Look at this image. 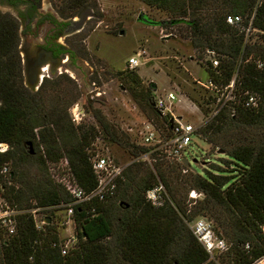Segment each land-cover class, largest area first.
Here are the masks:
<instances>
[{
	"label": "trees",
	"instance_id": "trees-1",
	"mask_svg": "<svg viewBox=\"0 0 264 264\" xmlns=\"http://www.w3.org/2000/svg\"><path fill=\"white\" fill-rule=\"evenodd\" d=\"M67 1L71 6L84 4V0ZM141 1L168 14L164 20L142 21L163 28L176 26L194 47H204L219 56L216 67L206 60L205 69L213 86L221 89L234 77V100H227L195 133L223 154L202 174L175 160L174 165H180L181 171H191L181 182L186 185L184 197L166 178L170 169L168 175L160 168L148 170L144 180L135 184L134 177L124 170L117 180L120 202L116 206L111 204L115 195L102 200L93 197L73 206L76 239L65 255L52 247L57 237L50 224L38 230L30 214H18L15 233L0 239L3 264H252L264 255V142L230 141L231 133L238 128H264V0L260 4L257 0ZM10 2L26 4L31 9L40 4V0ZM226 15L241 16V25L227 24ZM51 23L60 33L66 25L56 20ZM249 24L251 30H256V34L248 30L249 40L254 34L257 37L245 42ZM56 30L54 38L60 34ZM19 41L17 20L0 12V143L8 145L0 153V197L17 209H42L71 202L74 188L85 193L95 188L90 144L98 130L87 124L73 131L69 120L74 134L58 143L57 137L67 125L51 120L42 104V95L53 81L44 77L36 91L24 85ZM56 46L57 52L65 53L61 44ZM245 93L257 96L256 107L243 106ZM187 97L204 115L209 102L215 100L213 95ZM140 98L138 104L147 107L155 127L168 136L169 116L153 107L149 90ZM227 107H233L235 113L227 115ZM95 117L100 134L117 141L116 131L103 118ZM27 142L37 148L43 144L44 153H30ZM134 148L145 151L143 147ZM28 159L42 171L33 185L17 180V168ZM59 160L63 162L61 171L51 169L49 164ZM4 166L6 173L1 172ZM226 167L229 169L224 170ZM158 182L165 186L168 198L162 206L154 207L145 200V193ZM192 190L201 196L190 198ZM190 202L194 204L188 206ZM202 215L214 220L217 235L229 238L228 251L210 258L196 240L188 221Z\"/></svg>",
	"mask_w": 264,
	"mask_h": 264
},
{
	"label": "rangeland",
	"instance_id": "rangeland-1",
	"mask_svg": "<svg viewBox=\"0 0 264 264\" xmlns=\"http://www.w3.org/2000/svg\"><path fill=\"white\" fill-rule=\"evenodd\" d=\"M84 6L93 16L87 11L86 20L79 31L69 35L61 33L57 39L70 50L73 61L61 64L54 73L49 69L44 73V77L53 82L46 87L42 95L43 108L51 115V120H56L63 126L67 125L58 135V143L71 138L78 125L96 126L97 136L90 144L92 156L108 157L116 164L124 166L126 173L134 177L133 184L144 180L148 170L160 168L168 175L170 169L172 172L166 178L171 184L175 183L172 186L177 187L184 197L186 185L181 182L191 171L187 172L188 169L185 168L186 172L183 174L180 165H174L175 160L171 158L148 154L147 159H144L143 153L134 148L144 146L143 136L151 129V125L156 128L149 110L146 106L139 105L138 100L142 101L140 97L146 94L147 90L151 97L172 91L177 95V99L173 101V113L199 129L227 100H234V91L229 93L219 90L220 88L209 82L205 69L209 57L205 48L194 47L182 29L176 26L163 28L142 21V18L164 20L168 14L141 0H84L80 7L71 6V2L67 0H40L38 12L27 26L17 13L21 7L1 6L0 12L7 13L17 20L19 39L25 34L28 44L35 45L50 40L49 37L56 30L47 18L66 21L68 17H73L72 20H77L76 12ZM251 31L256 34V30ZM251 33L246 29L245 42L254 41L257 37L254 34L249 40ZM20 42L21 40L19 44ZM215 56L219 60V56ZM130 57L138 59L137 66L129 67ZM188 94L197 99L213 95L215 100L211 98L214 101L209 102L207 113L204 115L196 104L188 99ZM226 110L227 115L231 113L229 107ZM73 111L79 114L76 120L72 119ZM95 115L103 118L110 128L116 131L117 141H110L102 132L100 134ZM236 140L263 143L264 128H238L230 136V141ZM25 149H28L27 146ZM32 150L43 154L44 145L41 144L37 148L36 144H33ZM222 154L221 149L214 146L210 148L194 135L183 156L193 171L202 174L203 169H209L212 162L218 163V156ZM49 165L51 169L61 171L63 162L59 160ZM41 174L40 166L32 159L17 168V180L29 185L36 184ZM47 175L49 176L48 171ZM116 190L111 200L113 207L120 202V190L117 185ZM192 204L194 202L188 203V206ZM117 212L122 214L118 208ZM197 218H204L213 226L214 220L209 216H197L193 220ZM71 219L68 203L47 206L37 213L38 221L54 228L59 242H65L75 236V224ZM190 222L192 220L188 221ZM228 239L224 238L230 247ZM0 264H3L1 246Z\"/></svg>",
	"mask_w": 264,
	"mask_h": 264
},
{
	"label": "built area",
	"instance_id": "built-area-1",
	"mask_svg": "<svg viewBox=\"0 0 264 264\" xmlns=\"http://www.w3.org/2000/svg\"><path fill=\"white\" fill-rule=\"evenodd\" d=\"M261 2L262 0H257V4H260ZM225 22L231 26L239 27L242 23V19L239 15H226ZM250 28L251 26L249 24L247 31ZM206 53L208 54V61L211 63V66L216 67L218 65V59L216 58L215 53L211 50H207ZM66 59V57L63 58L62 62H65ZM128 65L131 68L137 66L138 59L130 57L128 59ZM233 84L234 77L227 86L219 90H225L231 93L234 87ZM245 94L246 97L244 99L243 106L251 108L256 107L258 103L257 96L252 93ZM175 99H177V95L172 91L167 92L164 95L151 97L153 107L162 115L169 116L170 133L168 136L163 135L159 130L151 125V129L146 131L143 136V148L145 151L143 152L142 157H144V159H147L148 154L171 158L179 162H183L185 159L183 153L189 148L191 144V137L195 135L198 127L173 113V101ZM229 108L231 109L230 115H233L235 109L233 107ZM216 112L217 111H215L214 114ZM78 116L79 114L77 112H72L73 120H76ZM6 149L7 145L0 143V153L6 151ZM91 164L97 183L95 188L90 193H85L79 188L72 189V201L68 203L69 214L72 217V222L74 221L73 206L75 204L85 202L93 197L102 200L112 196L116 190L117 180L122 176L124 170V166L116 164L108 157L98 155L92 156ZM182 171L186 172L185 169ZM1 172L6 173L7 167L4 166ZM200 196V194L193 190L189 193L190 198ZM166 198H168V196L165 191V187L161 182H158L157 185L145 193V200L154 207L162 206ZM39 210L40 208L17 209L15 207H11L2 197H0V239L4 236H9L15 233L17 225L16 216L18 214H30L34 221L35 228L41 230L44 222L37 220V213ZM188 225L192 234L210 258L216 254L228 251L229 246L224 238L215 233L212 224L206 219L197 218ZM262 232L264 234L263 229ZM75 239V236H71V238H68L65 242H59V240H56L52 243V247L56 248L61 255H65L69 249L72 248L75 243ZM245 248H248L247 244L245 245ZM252 264H264V255L256 259Z\"/></svg>",
	"mask_w": 264,
	"mask_h": 264
},
{
	"label": "water",
	"instance_id": "water-1",
	"mask_svg": "<svg viewBox=\"0 0 264 264\" xmlns=\"http://www.w3.org/2000/svg\"><path fill=\"white\" fill-rule=\"evenodd\" d=\"M86 11L89 10L83 9L76 15L77 20H72L70 22V26L65 31V35H69L73 32H77L79 31V29L82 28L87 17V15L85 14ZM89 14L93 16L91 12H89ZM20 57L22 63L24 84L32 91L36 90L44 77V74L42 73L41 70H39V67L47 65L46 59L43 58H47L51 60L52 58L51 52L46 51L44 48L40 46H34L29 51H25V50L21 51ZM60 66L61 63L59 62V60H55L53 66L48 69L51 73H54ZM26 145L28 146L30 153H32L33 150H32L31 142H27ZM194 161L195 160H193V162ZM183 163L186 166H189V162L186 159L183 160ZM47 221L49 222V218H47ZM262 229L264 231V225Z\"/></svg>",
	"mask_w": 264,
	"mask_h": 264
},
{
	"label": "flooded vegetation",
	"instance_id": "flooded-vegetation-1",
	"mask_svg": "<svg viewBox=\"0 0 264 264\" xmlns=\"http://www.w3.org/2000/svg\"><path fill=\"white\" fill-rule=\"evenodd\" d=\"M1 6H7V7H13V8H20L21 7L22 8L20 10L21 12L20 11H17V13H18V16H20V17L23 18V22L26 24V26H27V23L31 19H33V17H35L36 14H37V12H38V7L36 9H31L26 4H22V3H19V2L11 3L10 0H0V7ZM83 9H87V7L83 8ZM21 14H24L26 16V18L24 19V17ZM85 14H87V11L85 12ZM47 20L50 21V24L53 26V24L51 23V20H55V19H53V18H51V19L47 18ZM56 21L66 24V25H64L62 27V31H61L62 34H65V31L70 26V22L72 21V18H68L66 21H64V20L63 21L56 20ZM56 33H60V32L57 31ZM58 38H59V36L56 37V38H54L53 35H52L51 38L49 37L50 40H47L44 44L29 45L26 35L23 34L22 37H21V39H20L21 42H20V44L18 46V49L20 50V52L23 51V50L29 51L34 46H40V47L44 48L46 51L51 52V57H52L51 60H49L47 58H43V59H46V61H47V67L48 68H51L53 66V63L55 62V60H59V62L61 64H66L67 62H69V63L72 62L73 61V58H71V54H70L71 52H70V50L65 45H62L63 46V51L65 53H59V52H57L58 47L56 46V44H60L59 43V40H57ZM64 57H66L67 59H66L65 62H62V60H63ZM48 68H47V70H48ZM41 69L43 70V66L39 67V70H41Z\"/></svg>",
	"mask_w": 264,
	"mask_h": 264
},
{
	"label": "bare ground",
	"instance_id": "bare-ground-1",
	"mask_svg": "<svg viewBox=\"0 0 264 264\" xmlns=\"http://www.w3.org/2000/svg\"><path fill=\"white\" fill-rule=\"evenodd\" d=\"M47 68H48L47 65H44L43 66V70L41 69V71H42L43 74L46 72Z\"/></svg>",
	"mask_w": 264,
	"mask_h": 264
}]
</instances>
